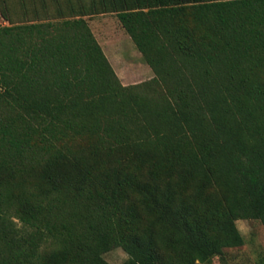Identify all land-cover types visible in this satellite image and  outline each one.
Here are the masks:
<instances>
[{"label":"trees","instance_id":"obj_1","mask_svg":"<svg viewBox=\"0 0 264 264\" xmlns=\"http://www.w3.org/2000/svg\"><path fill=\"white\" fill-rule=\"evenodd\" d=\"M48 1L0 11V264H204L264 230V0ZM103 14L150 80L118 82Z\"/></svg>","mask_w":264,"mask_h":264},{"label":"rangeland","instance_id":"obj_2","mask_svg":"<svg viewBox=\"0 0 264 264\" xmlns=\"http://www.w3.org/2000/svg\"><path fill=\"white\" fill-rule=\"evenodd\" d=\"M39 2L40 0H0V11L11 24L23 23L32 17L42 18L44 15H48L50 21L54 22L51 8L46 7L44 14ZM45 2L49 3L48 0ZM86 23L122 86L143 83L152 78L151 70L142 61L115 15L92 16L86 19ZM3 24L0 20V25ZM235 226L243 240L242 246L222 249L220 255L210 257L204 264H264V230L260 223L256 220H237ZM125 258L120 248L103 255L108 264H121Z\"/></svg>","mask_w":264,"mask_h":264},{"label":"crops","instance_id":"obj_3","mask_svg":"<svg viewBox=\"0 0 264 264\" xmlns=\"http://www.w3.org/2000/svg\"><path fill=\"white\" fill-rule=\"evenodd\" d=\"M104 15V14H103Z\"/></svg>","mask_w":264,"mask_h":264}]
</instances>
